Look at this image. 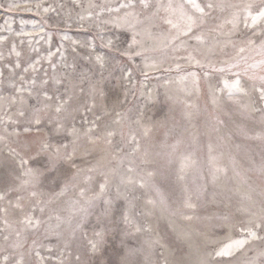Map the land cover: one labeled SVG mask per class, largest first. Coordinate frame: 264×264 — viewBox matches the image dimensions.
<instances>
[{
  "label": "rangeland",
  "instance_id": "obj_1",
  "mask_svg": "<svg viewBox=\"0 0 264 264\" xmlns=\"http://www.w3.org/2000/svg\"><path fill=\"white\" fill-rule=\"evenodd\" d=\"M171 2L176 5L183 0ZM130 3L135 7H122ZM150 3L167 6L169 0ZM223 3L226 7L214 10L204 26L213 43L197 45L187 40L173 50L165 44L176 33L165 20L178 23V17L164 9L153 15L155 8L142 9L138 0H0V264H78L77 256L83 261L85 241L80 233L73 237L66 226L57 228L55 217L66 215L68 203L78 198L79 187L87 188L91 196L106 175L115 207L123 204L115 200L118 186L137 197L135 219L151 231L133 232L127 239L136 244L148 236L158 238L153 264L190 262L198 255L206 264L253 260L264 264V256L259 255L264 252V241L260 240L231 257L215 255L226 244L245 238L242 229L252 228L264 209V140L256 138L264 135L260 122L264 21L253 26L249 19L248 27L244 23L247 5H253L255 14L264 0ZM234 14L240 17L235 29L227 23ZM134 33L138 44L132 51L142 55L129 59L121 53L129 50ZM189 53L200 63L187 60ZM97 56L103 58V67ZM232 64L239 67L216 71ZM236 73L244 91L230 97L224 81L237 79ZM101 74L107 101L97 97L96 107L86 111L84 105L91 107L93 99L81 94L78 85L84 75L100 80ZM69 96L67 112L58 116L56 106ZM57 119L81 132L77 145L81 178L75 190L54 199L63 187L60 173L55 174L59 187L49 173L35 187L23 181L28 179L26 168H42L47 163V155L37 156L41 142L51 144L53 151L59 147L61 153V145L68 144L71 151V137L53 131ZM93 122L92 135L83 136ZM109 132L114 135L109 137ZM132 135L139 142V152H133ZM177 141V161L172 165L159 157L152 163L142 162L145 150L155 157L170 151L168 146ZM184 155H191L195 164L178 180L179 157ZM22 158L28 163L22 165ZM129 167L134 171L129 173ZM90 168L96 171L89 173ZM217 168L223 171L213 183ZM114 169L119 175H111ZM148 172L154 175L149 177ZM88 175L92 179L85 183ZM120 175L130 176L135 184L121 185ZM141 180L144 188L139 187ZM151 185L160 189L166 209L148 204L158 199ZM197 189L202 190L199 198L193 194ZM189 195L192 208L184 206ZM102 211V202H97L83 229L89 237ZM121 238L109 240L105 259L118 258Z\"/></svg>",
  "mask_w": 264,
  "mask_h": 264
},
{
  "label": "snow or ice",
  "instance_id": "obj_2",
  "mask_svg": "<svg viewBox=\"0 0 264 264\" xmlns=\"http://www.w3.org/2000/svg\"><path fill=\"white\" fill-rule=\"evenodd\" d=\"M142 9L148 10L155 8V12L153 15H156L160 12L161 9L171 13L172 16H176L179 19V22L176 23L172 18H168L165 20V23L171 27L172 30H175V35H172L170 39L167 40L165 47H172L173 50H176L180 47H183L187 40H194L197 45H208L213 43L210 34H206L204 30V26L206 24V20L211 16L214 10H223L226 5L223 3V0H183L182 3L174 5L171 0L167 6L163 4L153 5L150 3V0H138ZM11 7V6H10ZM122 7H135L134 4H126L122 5ZM252 4L247 5L246 7V16L244 18L245 27H248V20H251V24L254 26L259 21H264V6L260 7L255 14L252 12ZM127 15H132V13H128ZM239 15L234 14L232 20L227 21L232 25V28L235 29L239 23ZM218 27H223L218 26ZM264 36V33H261ZM252 43V41H249ZM111 44V42H109ZM138 44L137 35L134 33L132 36V42L129 44V50L121 53V55L128 56L131 59L134 55L139 56L142 55V52H133L132 48L134 45ZM262 50H264V44L261 45ZM186 50V49H185ZM239 51L242 53L245 51L244 47H241ZM97 61L100 62V66L103 67V58L100 56L96 57ZM187 60L195 61L199 64V60H196L193 53H189L186 57ZM264 64V61L260 62ZM145 67H155V65H145ZM179 68V65H177ZM239 67L238 64L228 65L227 67H221L216 69L219 72L231 71L233 68ZM130 75V73H129ZM192 75H195L194 73ZM238 78L229 82L227 80L224 81V88L228 90L229 96H233L239 93H242L244 89L241 86V81L239 79V73L235 74ZM264 80V77L261 78ZM73 87H77L74 85ZM79 90L81 94L90 96L93 99V105L89 107L87 104L84 105L86 111H92V108L96 107L95 99L97 97L103 98L107 101V92L103 87V75L101 74L100 80H94L93 78L84 75L81 79L79 85ZM51 99V97H48ZM260 100L264 101V87L260 90ZM71 101V96L68 99L59 103L55 111L58 116L64 112H67L66 105H68ZM215 103V100H213ZM245 110H247L248 106H243ZM79 109H75L78 111ZM261 117L260 122L264 125V109H260ZM121 119H126L127 117L117 113ZM189 118L191 117V113L187 114ZM100 117L98 116L97 119ZM35 123L38 125L40 123V119L36 118ZM119 123V120L117 121ZM139 123V121H138ZM95 127V123L93 122V126L84 131L83 136L90 137L93 132V128ZM28 129H26L27 131ZM53 131L57 134L63 132L66 133V137H71V151H69L68 144H62L64 151L61 153L60 148L57 147L54 151L53 146L46 141L41 142L39 145L37 156L40 154L47 155V163L42 168H31L28 167L25 169L24 175L28 177L23 183L25 185H31L33 187L39 183L41 177L45 176V173L53 174V179L56 181L55 174L60 173L64 176L63 187L60 188V191L55 194L54 199H59L63 197L70 189L75 190L78 185L77 181L80 180V169L78 167L77 162V145L81 138V132L74 125H67L64 121L57 119L54 121ZM114 133L109 132L108 136H112ZM145 135H147V130H145ZM257 139L264 140V135H258ZM111 141H109L110 143ZM130 142L135 144L136 147L133 148V152H139L140 146L139 142L136 141L134 135L131 136ZM180 141H177L176 144L168 146L171 150L165 151L163 153H157L154 157L152 153H149L147 150L144 151L142 162L145 164L152 163L154 160L159 157L165 161L167 165H172L177 161L176 152L178 149ZM211 150V148H210ZM31 160H35V157H29ZM28 161L21 159V164H27ZM122 163V160H121ZM195 164V161L192 159L191 155H184L179 157V169L177 172V179L183 180L184 173L186 170L192 168ZM65 169L64 172H61V169ZM96 171L94 168L88 169L89 173ZM129 173L133 172L134 169L129 167L127 170ZM223 171L222 169H215L212 173L213 183L217 180V174ZM261 173L264 175V165L261 167ZM70 174V179H69ZM113 176L119 175V170L114 169L111 173ZM147 175L149 177L153 176V172H148ZM85 183L91 181L92 176L88 175L83 178ZM57 182V187L60 186V182ZM120 184L121 185H133L135 181L130 177H125L120 175ZM145 182L143 180L140 181L139 187L144 188ZM155 195L158 199H150L148 200V204L153 206H160L162 208H167V204L163 194L160 192V189L155 185H151ZM88 189L85 187H79L78 198L72 200L68 203L67 208L65 209L66 215H56V227L60 228L62 225L66 226L67 231L75 237L76 233L79 232L81 238L85 241L84 243V259L81 261V257L77 256L78 264H153L151 259L154 250L159 245L160 241L158 238H152L148 236L146 239L142 240L140 243H132L127 237L133 235V232L136 234L139 233H149L151 229L143 228L140 226L134 216V211L136 208V200L137 197L127 190L121 191L119 186L116 189L115 200L122 201V207L114 206V199L110 195L109 189V180L107 175L105 176V180L103 183L99 184V190L93 192L91 196L88 195ZM201 189H197L195 193L197 198H199L201 194ZM33 196H36V192H32ZM250 199V197L248 198ZM191 195L185 200L184 206L187 208H192L193 205L190 202ZM49 200L46 203H51ZM97 202H102L103 211L97 217V223L92 226L91 233L92 235L89 237L88 233L83 231L84 228L88 226V218L92 214V210L96 207ZM264 204V202H262ZM40 211L43 212L44 208L41 207ZM52 217L50 216L49 219ZM223 220L227 222L228 217H223ZM27 223L31 224L32 221L29 219ZM37 224L39 221L36 222ZM123 225V227H122ZM246 233L245 238L237 239L232 241L231 243L226 244L223 248L215 253L217 257H231L234 252L243 250L246 245L250 244L253 240L264 241V209H262V213L260 219L253 224L252 228L242 229ZM117 235H120L122 238L120 240V249L117 251V259H105V253L107 252V246L109 244V240ZM143 255L144 259L141 260L140 257ZM259 255L264 256V252L259 253ZM167 264V262H166ZM175 264H206L204 258L199 255L195 259V261L185 262L183 260L175 261ZM249 264H256V262L250 261Z\"/></svg>",
  "mask_w": 264,
  "mask_h": 264
}]
</instances>
